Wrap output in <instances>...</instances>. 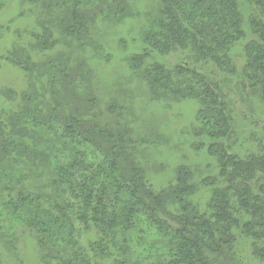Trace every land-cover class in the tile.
I'll list each match as a JSON object with an SVG mask.
<instances>
[{
  "label": "trees",
  "instance_id": "trees-1",
  "mask_svg": "<svg viewBox=\"0 0 264 264\" xmlns=\"http://www.w3.org/2000/svg\"><path fill=\"white\" fill-rule=\"evenodd\" d=\"M26 3L35 27L0 56L26 81L2 91L0 264H23V237L38 264H264V136L239 144L235 117L241 105L252 123L258 105L264 119V0H155L140 13L127 68L151 100L196 103L190 145L212 161L177 165L163 186L159 138L102 105L86 57L102 53L101 22L139 12L130 0ZM176 53L186 60L173 67L156 59Z\"/></svg>",
  "mask_w": 264,
  "mask_h": 264
},
{
  "label": "rangeland",
  "instance_id": "rangeland-1",
  "mask_svg": "<svg viewBox=\"0 0 264 264\" xmlns=\"http://www.w3.org/2000/svg\"><path fill=\"white\" fill-rule=\"evenodd\" d=\"M154 1L130 0L132 12L143 14ZM21 2L22 0H0V25L8 28L0 37V56L10 49L13 42L28 41L30 30L35 27V16L32 13L35 12V6L28 3L21 5ZM142 17V15L139 17L140 20L128 18L115 25L101 22L98 25V35L102 53L95 57L89 51L86 57L89 58L92 87L102 105L110 103L111 100L122 105L128 111L125 116L132 121L136 130L145 136L159 138L155 140V147L151 148L152 163L156 167L152 178L157 186H163L173 177L177 165L184 164L202 169L212 161L205 150L196 151L190 145L192 139L189 130L195 123L196 103L151 100L147 88L131 75L127 68L125 58L138 53L143 45ZM156 59L169 67L186 60L183 53L172 54L166 58L156 56ZM25 87L23 75L13 66L0 60V110L7 106V100L2 94L4 89L18 92ZM240 108L241 105L235 114L236 133L241 137L239 144L251 149L255 147L252 143L255 135L264 136V119L262 120V113L258 112L260 109L258 105L255 117L250 119L252 123L242 118ZM18 247L23 264H38L35 245L29 238H21ZM3 261L4 264H15V261L6 256L3 257Z\"/></svg>",
  "mask_w": 264,
  "mask_h": 264
}]
</instances>
